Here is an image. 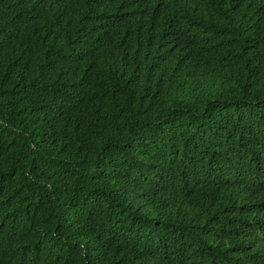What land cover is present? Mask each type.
I'll return each instance as SVG.
<instances>
[{"label": "trees", "instance_id": "16d2710c", "mask_svg": "<svg viewBox=\"0 0 264 264\" xmlns=\"http://www.w3.org/2000/svg\"><path fill=\"white\" fill-rule=\"evenodd\" d=\"M0 264H264V0H0Z\"/></svg>", "mask_w": 264, "mask_h": 264}]
</instances>
